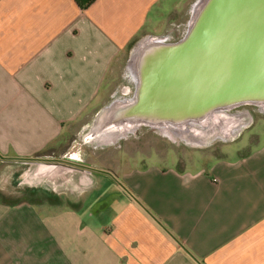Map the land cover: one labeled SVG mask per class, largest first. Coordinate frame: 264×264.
I'll list each match as a JSON object with an SVG mask.
<instances>
[{"label":"crops","instance_id":"1","mask_svg":"<svg viewBox=\"0 0 264 264\" xmlns=\"http://www.w3.org/2000/svg\"><path fill=\"white\" fill-rule=\"evenodd\" d=\"M188 1L95 0L82 10L74 0H0V155L15 156L0 157V264H264V136L245 156L195 171L130 155L116 172L65 140L127 51L146 38L172 42ZM137 129L93 122L84 142ZM63 157L113 176L19 190L2 175L20 159Z\"/></svg>","mask_w":264,"mask_h":264},{"label":"water","instance_id":"2","mask_svg":"<svg viewBox=\"0 0 264 264\" xmlns=\"http://www.w3.org/2000/svg\"><path fill=\"white\" fill-rule=\"evenodd\" d=\"M129 70L131 94L102 108L94 123L168 131L212 125L219 136H230L239 121L224 118L229 112L264 111V0H196L180 39L139 41ZM18 161L32 166L33 179L57 187L74 174L80 181L93 172L113 176L66 157Z\"/></svg>","mask_w":264,"mask_h":264},{"label":"rangeland","instance_id":"3","mask_svg":"<svg viewBox=\"0 0 264 264\" xmlns=\"http://www.w3.org/2000/svg\"><path fill=\"white\" fill-rule=\"evenodd\" d=\"M193 1H188L182 12L172 20L170 34L173 40L171 41L180 39L182 31H185L190 8L195 3ZM129 60L130 52L127 51L114 64L108 75L104 84L107 93L103 100L92 113L79 120L68 133H64L68 138L65 140L75 142L73 151L77 150L89 162L102 165V167L108 164L107 166L111 170L118 172L125 158L131 155L137 160L144 158L146 164L195 171L208 168L218 158L233 160L245 156L262 141L264 111L254 106H243L232 110L224 117L239 121V125L234 126V130L228 137L219 136L218 127L212 125L206 128H194V131H168L140 127L120 139L115 140L113 136L109 142L94 141L85 144L86 135L96 120L100 107L108 106L113 101L124 99L131 94L133 82L129 70ZM242 123L245 124L241 125ZM0 157L15 158L12 154L0 155ZM102 167L95 169L104 170ZM101 186H103V179H100L98 188Z\"/></svg>","mask_w":264,"mask_h":264},{"label":"flooded vegetation","instance_id":"4","mask_svg":"<svg viewBox=\"0 0 264 264\" xmlns=\"http://www.w3.org/2000/svg\"><path fill=\"white\" fill-rule=\"evenodd\" d=\"M32 166L24 164H10L3 170V176L9 181L12 188H23L37 189L43 188L46 190L53 189L54 185L44 183L42 180L33 179L32 177ZM32 177V178H31ZM59 186V184H56Z\"/></svg>","mask_w":264,"mask_h":264},{"label":"trees","instance_id":"5","mask_svg":"<svg viewBox=\"0 0 264 264\" xmlns=\"http://www.w3.org/2000/svg\"><path fill=\"white\" fill-rule=\"evenodd\" d=\"M95 0H74L78 7L82 10L87 9L90 5L94 3Z\"/></svg>","mask_w":264,"mask_h":264},{"label":"bare ground","instance_id":"6","mask_svg":"<svg viewBox=\"0 0 264 264\" xmlns=\"http://www.w3.org/2000/svg\"><path fill=\"white\" fill-rule=\"evenodd\" d=\"M102 133H103V131H102ZM93 135V134H92ZM118 136V135H117ZM112 139V138H111Z\"/></svg>","mask_w":264,"mask_h":264}]
</instances>
